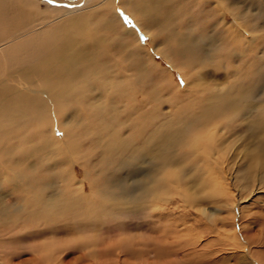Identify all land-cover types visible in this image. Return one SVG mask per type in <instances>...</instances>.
I'll list each match as a JSON object with an SVG mask.
<instances>
[{"label":"bare ground","instance_id":"obj_1","mask_svg":"<svg viewBox=\"0 0 264 264\" xmlns=\"http://www.w3.org/2000/svg\"><path fill=\"white\" fill-rule=\"evenodd\" d=\"M249 1L264 8V0ZM206 4L217 11L210 34L204 33L207 25H201ZM250 23L248 14L232 0H0V219L4 224L19 222L16 232L27 228L32 234L30 227L35 224L77 223L99 231L93 238L80 239L81 233L77 238L85 240L83 248L95 261L92 264H142L144 251L133 246L134 237L112 240L129 223L123 220V205L128 203L133 204V214L144 210L150 212L148 218L165 219L167 237L178 241L181 233L184 246L191 247L211 233L216 243L222 240L241 248L264 264V256L249 249L251 222L243 226L235 214L243 197L256 187L264 188V93L255 101V82H235L208 102H194L158 125L152 112L141 116L134 106L135 87L143 83L136 73L145 59L161 67L167 81L174 80V69L180 70L187 87H193L195 80L186 67H195L200 60L210 62L211 57L219 64L220 58L237 53L247 58L253 53L258 36ZM216 34L224 39L212 56L205 46ZM251 58L249 72L262 75L263 57L254 52ZM165 62L168 67L161 66ZM112 87L113 94L103 101V90ZM92 93L101 102L89 103ZM124 100L127 103H121ZM83 103L92 107L86 133L90 146L100 150L102 165H112L118 153L126 164L124 153L134 147L135 159L149 154L151 174L130 184L85 181L76 186L75 169L70 174L66 169L55 171L58 163H80L81 131L74 117ZM246 114L251 117L250 129L242 133L240 119ZM128 120L134 133L129 136L124 135ZM130 136H135V143ZM141 143L145 145L136 146ZM61 176L71 180L56 191ZM52 186L48 193L45 189ZM7 195L19 201L7 203ZM210 204L218 208L212 210ZM225 208L234 211L224 220V225H231L227 231L218 225L216 214ZM162 242L156 244V251L163 255L170 242ZM60 250L34 247L36 264H63ZM109 254L115 257L112 263L103 259ZM6 261L14 264L10 258Z\"/></svg>","mask_w":264,"mask_h":264},{"label":"rangeland","instance_id":"obj_2","mask_svg":"<svg viewBox=\"0 0 264 264\" xmlns=\"http://www.w3.org/2000/svg\"><path fill=\"white\" fill-rule=\"evenodd\" d=\"M232 4H234L241 13L248 14V19H251V28L254 34L258 36L252 46V54L255 52L260 57H263L264 60V8L257 2L249 0H232ZM216 12L212 4L203 6L201 12V25H207L204 30L205 34H210L214 31V27L216 26L214 24ZM223 39V36L220 34H216V37L212 41H207V39H205L207 41L205 50L211 54L214 53L215 46L221 44ZM252 54H248L247 58H243L244 56L240 57L239 53L233 55L232 58H220L219 64L216 63L217 59L211 57V60H209L210 62L204 61L201 63L200 60L198 63H195V67H184L191 76L189 78L192 81L195 80L196 85L193 87H187V78L180 73V70L174 69V80L170 77V80L167 81L164 77V72L160 69L161 67L145 59L139 68V70H141H138L136 73L138 78H143V83L141 87H135V89H137V98L134 100V106L138 108V112L140 111L139 114L141 113V116H145L152 112L154 114L153 119L158 125L159 122L171 118L173 112L183 109L194 102L198 105L203 102H208L211 96L224 92L227 87H231L235 82L244 85L249 84L250 81L255 82V87L258 89V97L256 96L255 98V101H257L264 93V72L262 75H260L259 71L249 72L248 66H250L252 62ZM213 55H216V53L212 54V56ZM161 66L168 67V63H162ZM133 77H136V75ZM177 84H179L180 87H177ZM113 91V87L106 91L104 89L103 101L113 94ZM91 95L92 97L96 96L95 93ZM91 98L89 103L96 104L97 102H101L96 99L97 96L93 100ZM125 102L126 100L121 103ZM83 104L85 105L82 106L79 113L74 117L78 121V131L79 129L81 131L79 132L81 136V145L78 148L80 153V158H78V160L80 163L77 165H72V162L58 163L57 166L54 167L56 169L55 171L66 169V172L70 174V172L75 169L77 175L74 179L77 181L76 186H81L85 181L91 182L92 184H130L136 182L137 179L151 174L153 165H150L149 154H143L140 159H135L133 157L134 147L127 149L124 153L126 160H128L125 162L126 164L120 162L121 155L118 153L114 155L115 162L112 165H102V154H100V150L94 149L92 144L90 146L86 133V131L88 133L90 132L89 127L93 117L92 107L86 105L87 103ZM137 116L138 114H136V116L134 115L135 121L138 118ZM240 121L242 133H244V131L247 133L250 129V115H243ZM130 122L131 120H128V124H130ZM123 128L125 129L126 126ZM133 134V128L130 124L127 126L124 135L129 136ZM56 135H58L59 139L63 137V133L59 128ZM130 141L135 143V136H130ZM144 145L143 143L136 144L139 148ZM70 180L71 178L65 176L58 177V181L55 182V184H57L56 191L62 189L60 188L61 184L70 182ZM45 190L50 193L53 191V186ZM16 200L19 201L16 196H5V201L7 203L12 204ZM208 206L212 210L218 208L215 207L217 206L215 204H210ZM124 207L127 213L124 212L126 216L123 217V220L126 221V224L129 223L121 230L122 235L114 237L112 240H118L122 237L126 238L127 236L134 237L137 242H134L133 246L144 251L142 264H258L255 258L251 256L248 257L247 251L241 248H234L233 245L226 244L225 242L221 243L222 240H218L216 243V238L214 234L211 233L202 237L191 247L184 246L185 243L183 242L181 233L179 234L181 239L178 241H173L172 237L171 239L167 237L166 234L168 230L166 228L167 222L165 219H159L158 217L148 218L150 212L144 210H141V212H139L140 214H133L131 212V209L134 208L133 204L127 203L123 205V208ZM220 207L221 206H219V208ZM235 210V214L237 218L240 219L241 225L248 226L251 222L249 226L253 227V230L250 231L248 242L251 254L259 253L264 256V188L256 187L252 193L243 197L242 201L238 202ZM233 212L232 208L217 210L216 214L219 217L218 225L220 224L226 231L231 228V225H224V220L229 219L227 217L233 214ZM134 221L142 223L140 225H136L135 223L134 225ZM18 223L6 226L3 219H0V264H5L8 258H10L14 264H36L37 260L34 247L46 245L59 247L61 249L58 255L62 258L63 264H92L95 262L92 261L90 255L85 254L88 250L84 249L85 247L83 248V246L88 236L91 238L96 237V235L92 234L99 231L89 229L90 227L84 229L80 228L76 226L77 223L67 225L59 221L57 224L58 226L53 227L42 223H40V226L35 224V226L30 227V230H34L32 234H27V228H25L24 232H16ZM38 228L43 229L39 234H37L35 230ZM112 228L113 226L110 229L112 230ZM79 229L82 231H79ZM105 230L108 229L106 228ZM104 232V236H108V232ZM79 233L82 234L80 235V239H85L87 237L82 242H79L77 239ZM162 240L170 242L167 246L169 247V252L163 255L158 254L156 251V244L162 242ZM163 245L165 244L163 243ZM132 254L135 255L136 253ZM123 258L126 257L124 256ZM131 258L135 260V258ZM103 259L105 262L112 263L115 257L109 254L103 257ZM140 260L141 258L137 259V262Z\"/></svg>","mask_w":264,"mask_h":264},{"label":"snow or ice","instance_id":"obj_3","mask_svg":"<svg viewBox=\"0 0 264 264\" xmlns=\"http://www.w3.org/2000/svg\"><path fill=\"white\" fill-rule=\"evenodd\" d=\"M48 2L49 3H52L53 2V0H48ZM126 19V22H128V23H131V21L130 20H128L127 18H125ZM142 39H146V37H142Z\"/></svg>","mask_w":264,"mask_h":264}]
</instances>
